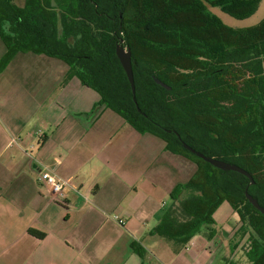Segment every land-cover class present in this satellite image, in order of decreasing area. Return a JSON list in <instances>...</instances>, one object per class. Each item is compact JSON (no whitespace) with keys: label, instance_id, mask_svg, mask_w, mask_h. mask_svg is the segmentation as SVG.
<instances>
[{"label":"trees","instance_id":"1","mask_svg":"<svg viewBox=\"0 0 264 264\" xmlns=\"http://www.w3.org/2000/svg\"><path fill=\"white\" fill-rule=\"evenodd\" d=\"M260 0H0V71L17 53L57 59L99 96L98 106L138 134L164 144L195 171L171 193L172 204L151 235L184 247L197 234L216 236L213 215L227 203L247 236L248 264H264V17L232 28L211 12L217 8L246 20ZM131 53L135 101L115 54ZM157 78L169 90L157 85ZM139 110V111H138ZM236 165L250 180L222 171L184 149ZM186 197L179 199L182 193ZM238 244V243H237ZM234 245L233 250L237 248ZM143 255V249L131 244ZM227 264H235L228 261Z\"/></svg>","mask_w":264,"mask_h":264},{"label":"crops","instance_id":"2","mask_svg":"<svg viewBox=\"0 0 264 264\" xmlns=\"http://www.w3.org/2000/svg\"><path fill=\"white\" fill-rule=\"evenodd\" d=\"M19 54L44 56L17 53L0 71V264H227L240 225L230 207L211 240L203 231L180 247L150 234L194 173L190 162L66 81L63 62L32 57L18 68ZM44 167L67 181L63 205L37 186Z\"/></svg>","mask_w":264,"mask_h":264},{"label":"rangeland","instance_id":"3","mask_svg":"<svg viewBox=\"0 0 264 264\" xmlns=\"http://www.w3.org/2000/svg\"><path fill=\"white\" fill-rule=\"evenodd\" d=\"M12 2L19 7L23 6V4H24V0H12ZM211 12L213 14H215L216 16H218L222 20V22L229 27L245 28V27L253 26V25L257 24L260 20H262V18L264 17V0H260V4H259V8H258L257 12L253 16H251L250 18H248L246 20H235V19L223 14L217 8H211ZM32 57H37V59H43V58L45 59V56H37V55L35 56L33 54H27V55L26 54H19L18 59L16 60V62H14V67L16 66L18 68H20V67L28 68L27 67L28 65H24V64H21L19 62L21 59H25V58L33 59ZM34 68H36V67H33L32 69H34ZM263 68H264V63H263ZM40 77L41 76L38 75V73H37V76L33 80L36 82L38 80V78H40ZM125 126L128 127V125L126 123H125ZM176 159L177 160L179 159L183 163V160H181L180 157L176 156ZM187 165H188V167H190V168L192 167L193 169H195V167L192 164L188 163ZM185 197H186V193L184 192L181 194L179 199H183ZM224 207H226V208H221L216 215V222L215 223H216V226L219 228L221 226L222 227L224 226V222L227 219L226 212L229 211V208H227V207H230V206H224ZM219 239L222 241L221 237H218V240ZM235 244H237V248L232 251ZM247 250H248L247 236H245L244 238H240V235L235 234L233 236L231 243H229L230 253L227 254L229 257V259H227V260L232 261V262L237 263V264H248V260L246 258V251ZM233 253H235V254L233 255Z\"/></svg>","mask_w":264,"mask_h":264},{"label":"water","instance_id":"4","mask_svg":"<svg viewBox=\"0 0 264 264\" xmlns=\"http://www.w3.org/2000/svg\"><path fill=\"white\" fill-rule=\"evenodd\" d=\"M115 54L116 57L123 69V71L126 74V77L128 79V82L130 84V88H131V92H132V96H133V100L135 101V86H134V80H133V74H132V67H131V53L129 48H125L122 45V42H118L116 43L115 46ZM153 81L169 90V87H167L165 84H163L161 81H159L157 78H153ZM139 111V110H138ZM183 148L188 150L189 152L195 154L196 157L202 159L203 161H205L206 163L210 164L211 166L220 169L222 171H233L236 173H239L245 177H247L250 180V184H253V180L251 178V176L244 171L243 169H241L240 167L233 165V164H229L220 160H216V159H212L209 157L204 156L201 153L196 152L195 150H193L192 148H190L189 146H187L186 144H182ZM245 198L247 199V201L257 210L259 211L263 216H264V209L262 207L259 206V204L257 203V201L255 199H253L248 193L247 191H245Z\"/></svg>","mask_w":264,"mask_h":264},{"label":"built area","instance_id":"5","mask_svg":"<svg viewBox=\"0 0 264 264\" xmlns=\"http://www.w3.org/2000/svg\"><path fill=\"white\" fill-rule=\"evenodd\" d=\"M36 183L39 189L50 195L55 203L64 204L66 199L65 190L68 186L67 181L60 179L50 169L44 167L38 171Z\"/></svg>","mask_w":264,"mask_h":264}]
</instances>
